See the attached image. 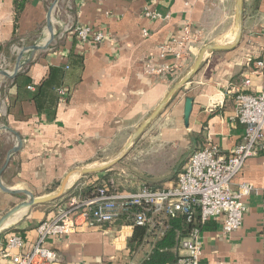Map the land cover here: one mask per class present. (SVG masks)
Masks as SVG:
<instances>
[{"label":"crops","instance_id":"0c3cea01","mask_svg":"<svg viewBox=\"0 0 264 264\" xmlns=\"http://www.w3.org/2000/svg\"><path fill=\"white\" fill-rule=\"evenodd\" d=\"M53 1L29 0L18 11L16 0H0V70L12 73L23 50L49 42L47 16ZM236 5L237 0L56 3L51 19L55 34L52 45L45 50L28 49L14 79L0 76V172L17 146L14 133L23 140L22 150L12 157L1 176L2 185L29 189L37 197L47 196L74 170L96 164L103 157L106 163L112 161L174 86L194 68L203 48L233 44ZM148 10L170 17L151 19L146 16ZM188 23L197 37L189 48V57L174 76L152 73L153 69L176 64L165 48ZM77 25L103 30L105 42H78L68 31ZM79 57L83 59L81 63ZM257 60H264V0H246L240 46L231 52L208 54L200 72L155 122L159 131L148 134V164L163 174L156 178L163 187L175 183L190 157L208 140L225 155L243 141L245 128L236 119V95L263 90L264 71L254 75L249 65ZM51 67L65 70L60 89L67 94L61 96L59 92L56 109L40 113L33 98ZM247 80L251 84L247 85ZM188 97L193 98L194 104L186 127L184 106ZM82 178L85 180L78 183ZM86 179L88 176L74 182L72 178L69 196L86 198L85 190L95 178ZM111 183L116 185L114 179ZM243 183L254 185L258 192L246 199L248 211L242 227L226 235L220 220L209 221L201 234L202 264H264V152L247 161L234 178L232 190H238ZM127 186L122 191L136 192L147 185ZM19 196L0 189V216L13 208ZM55 213L56 209L48 206L33 208L14 230L0 234V252L16 232L26 241L23 253L31 251L38 240L37 228ZM164 219L167 217L152 215L150 235L134 249L129 242L135 238L136 229L128 218L125 220L131 224L120 220L49 238L46 247L60 255L61 264H143L154 247L155 235L163 234ZM175 251L184 257L180 244ZM0 264L13 262L2 258Z\"/></svg>","mask_w":264,"mask_h":264},{"label":"built area","instance_id":"2783aa9c","mask_svg":"<svg viewBox=\"0 0 264 264\" xmlns=\"http://www.w3.org/2000/svg\"><path fill=\"white\" fill-rule=\"evenodd\" d=\"M146 16L151 19L170 17L149 10ZM68 31L82 44L101 45L107 38L103 30H95L90 26L77 25ZM195 42L197 37L188 23L170 46L165 48L174 56L176 64L153 69L152 73L174 76L176 70L181 68V63L189 57V48ZM249 65L254 75L264 71V60L249 62ZM246 84H251V81L247 80ZM59 92L61 96L67 94L64 89ZM236 104V119L244 126L245 135L230 154H223L217 144L208 140L202 149L190 157L184 171L170 187L145 186L136 192L118 190L110 194L104 185L93 198L70 196L57 207L51 220L39 225L38 240L31 251L23 253L26 241L21 234L14 233L0 252V259L11 258L13 264H61L60 255L46 247L49 238H61L77 229L113 224L125 215L134 227H145L150 225L152 215L167 218L184 215L191 220L198 213L202 224L220 220L224 234H233L244 223L248 211L246 199L258 192L250 183L241 184L236 191L231 186L247 161L264 152V88L258 94L238 92ZM201 234L195 228L188 238L181 241L180 247L185 255L179 259L178 264H202ZM14 251L18 253L13 255Z\"/></svg>","mask_w":264,"mask_h":264},{"label":"water","instance_id":"95a60500","mask_svg":"<svg viewBox=\"0 0 264 264\" xmlns=\"http://www.w3.org/2000/svg\"><path fill=\"white\" fill-rule=\"evenodd\" d=\"M61 0H54L52 5L50 6L48 16H47V28L51 34V38L49 42L45 46H32L30 48H26L23 50V52L20 53L19 59L17 61V65L15 70L12 73H8L7 71H1L0 70V76H5L9 79H14L19 74L21 68H22V60L24 53L30 49V50H45L49 48L52 43L55 40V34L54 29L52 26V12L54 10V5L58 3ZM245 1L246 0H237L236 5V33H235V40L232 45L230 46H221V45H208L205 48L202 49L200 52L196 64L194 68L184 77L182 78L170 91L168 96L165 98V100L158 106V108L155 110V112L132 134L130 140L125 145V147L122 149L120 154L116 156L112 161L96 165L92 167H84L82 169L74 170L71 172L68 176L65 177L63 182L61 183L60 187L55 193L49 194L47 196L37 197L31 190L29 189H8L2 185L1 182V176L3 172L6 170L8 165L10 164V161L14 155L19 153L23 148V140L22 138L14 133L17 136L18 143L17 146L10 152V154L7 157V161L5 166L0 172V189L5 193L13 196L18 195H27L28 200L25 202H22L15 207H13L10 211H8L6 214H4L0 218V234L6 230V224L7 222L17 213H19L22 210H29L40 206H46L48 204H51L53 202H56L58 200L63 199L70 191L71 187H68V181L72 175L78 176L77 178L85 177V176H91V175H99L104 174L107 171L111 170L113 167H115L117 164H119L123 159L127 157L130 150L135 146V144L147 133V131L153 126V124L162 116L164 112L176 101L178 96L181 94V92L186 88L188 84L191 83V81L194 79V77L200 72V70L203 67V64L206 60V57L208 54L216 53V52H231L235 50L238 46H240L243 34H244V10H245ZM1 100H0V108H1ZM193 104L194 100L191 97H188L185 101L184 106V121L186 127H189L190 124V118L193 111ZM12 228V230H14Z\"/></svg>","mask_w":264,"mask_h":264},{"label":"trees","instance_id":"16d2710c","mask_svg":"<svg viewBox=\"0 0 264 264\" xmlns=\"http://www.w3.org/2000/svg\"><path fill=\"white\" fill-rule=\"evenodd\" d=\"M28 1L29 0H16L17 10H22ZM72 35L75 37L74 34ZM78 60L79 63H81L83 59L79 57ZM64 74L65 70L62 67H51L46 77L40 82L38 91L35 93L33 98L40 113L56 109ZM100 175L104 176L101 177ZM99 176L101 178H98ZM88 178H95V180L86 188V198L95 197L97 195V190L104 185L108 193L112 194L115 192L114 186L111 183L112 179H114L115 182H118V179H116L115 168L109 170L107 173L93 175ZM83 179L84 178H82L78 183L84 181ZM146 187L151 186L147 185ZM68 196L69 194H67V196L63 199ZM62 200L60 202H62ZM126 218V215L122 216L118 221L122 220V224H131L125 220ZM163 225V234L159 233L158 235H155L156 240L153 245L154 247L143 264H178L180 256L175 251L176 247L179 246L183 239L188 238L191 235L193 229L197 228L203 232L208 228V222L206 224H202L198 213L194 214L191 220L184 215H178L174 218L168 217L163 220ZM135 229L136 236L129 242V247L132 249L140 247L143 243H145L147 237L150 235L149 225L145 227H135Z\"/></svg>","mask_w":264,"mask_h":264},{"label":"rangeland","instance_id":"374dc122","mask_svg":"<svg viewBox=\"0 0 264 264\" xmlns=\"http://www.w3.org/2000/svg\"><path fill=\"white\" fill-rule=\"evenodd\" d=\"M29 47H31V46H29ZM1 71H5V69H2ZM158 131L159 130L157 128V125L154 123L153 127H151V129H149L147 131V133L144 135V137L141 138L135 144V146L130 150L127 157L125 159H123L115 167L112 168V169L115 168L116 179H118V182L117 181L115 182L116 183V185L114 186L115 191L126 190V189H124V187L126 185L138 186L142 183H145L148 186L156 187V188L163 187V185H162L163 182H160L159 179H156V178H159L160 175H163V174H159V172H157L156 169H154V167H151L148 164V160H149L148 151L150 148L148 134L149 133H157ZM103 163H106V158H104V157L97 160L96 164H91V165H88L85 167H92V166H96V165H101ZM171 175L173 176V174H169L167 176H171ZM91 176H93V175H91ZM88 177H90V176H88ZM83 180H85V179H83ZM86 180H89V178ZM57 190H58V188H57ZM57 190L53 189L51 191H54L53 193H55V191H57ZM127 191H129V190H127ZM69 192L70 191H68L67 193L69 194ZM47 193H49V192H47ZM47 195H49V194H47ZM68 197H70V196H68ZM68 197L63 199V200L61 199L62 202H60L61 200H58V201L53 202L51 204H48L46 206L57 209L58 206H60L61 204L65 203L67 201ZM27 200H28L27 195H21V196L17 197V199L14 200L15 204L13 207H15L16 205H18L22 202H25ZM31 212H32V209L27 210L25 215L22 217V219H20L19 222H17L15 224V226L14 225L10 226L6 230H4L3 232H6L7 230L8 231L12 230V228L16 227L22 220H25L26 216H28ZM1 217L2 216H0V218Z\"/></svg>","mask_w":264,"mask_h":264},{"label":"bare ground","instance_id":"6f19581e","mask_svg":"<svg viewBox=\"0 0 264 264\" xmlns=\"http://www.w3.org/2000/svg\"><path fill=\"white\" fill-rule=\"evenodd\" d=\"M75 176V175H74ZM73 175L70 177L69 181H68V187H71V179L73 178V181L76 180L77 177H74ZM27 210H22L19 213H17L16 215H14L6 224V228L10 227V226H15V224L17 222L20 221V219H22V217L25 215Z\"/></svg>","mask_w":264,"mask_h":264}]
</instances>
